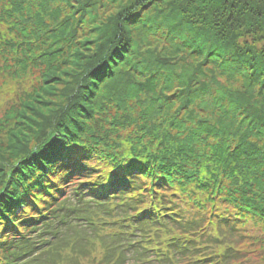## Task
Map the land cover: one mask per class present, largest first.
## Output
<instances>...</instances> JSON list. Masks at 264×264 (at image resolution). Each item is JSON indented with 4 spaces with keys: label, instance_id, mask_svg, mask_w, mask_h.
<instances>
[{
    "label": "trees",
    "instance_id": "obj_1",
    "mask_svg": "<svg viewBox=\"0 0 264 264\" xmlns=\"http://www.w3.org/2000/svg\"><path fill=\"white\" fill-rule=\"evenodd\" d=\"M0 82V264H264V0H0Z\"/></svg>",
    "mask_w": 264,
    "mask_h": 264
},
{
    "label": "rangeland",
    "instance_id": "obj_2",
    "mask_svg": "<svg viewBox=\"0 0 264 264\" xmlns=\"http://www.w3.org/2000/svg\"><path fill=\"white\" fill-rule=\"evenodd\" d=\"M1 85H2V82H0V88H1ZM165 94H167V93H162V96L163 97H166L165 96ZM2 119H3V114H1L0 113V122H1V124L2 125H6V127L7 128H9L10 126H11V124L12 123H14V121H15V119H13V120H11V122H6V123H4L3 121H2ZM240 250H242L243 249V251H244V253L246 254V255H255L256 256V251H257V247L256 246H249V245H243L241 248H239ZM259 258L257 259V261L259 262Z\"/></svg>",
    "mask_w": 264,
    "mask_h": 264
}]
</instances>
